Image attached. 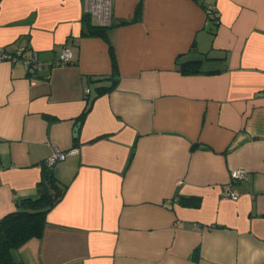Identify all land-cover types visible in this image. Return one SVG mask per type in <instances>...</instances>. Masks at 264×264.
<instances>
[{
  "label": "crops",
  "instance_id": "crops-1",
  "mask_svg": "<svg viewBox=\"0 0 264 264\" xmlns=\"http://www.w3.org/2000/svg\"><path fill=\"white\" fill-rule=\"evenodd\" d=\"M110 10L91 18L113 25L117 76L107 41L81 35L88 0H0V46L50 64L31 76L0 60V218L37 195L55 149L78 148L55 168L67 189L42 236L13 264H264V0ZM204 54V72L178 70ZM234 168L239 196L223 198Z\"/></svg>",
  "mask_w": 264,
  "mask_h": 264
},
{
  "label": "trees",
  "instance_id": "trees-1",
  "mask_svg": "<svg viewBox=\"0 0 264 264\" xmlns=\"http://www.w3.org/2000/svg\"><path fill=\"white\" fill-rule=\"evenodd\" d=\"M211 21L215 24L217 23L215 19H211ZM81 22V35L99 36L107 41L112 72L114 76H117L116 54L114 46L108 37V31L113 25L93 23L90 12H86L82 15ZM124 22L126 21L121 20L119 23ZM205 59H208V56L204 54L201 58L178 60V70L182 74L204 72L205 70L202 69V62ZM115 81L116 79L113 80L110 86H98L95 97L111 89ZM87 109L88 107H86L81 116H83ZM66 189L67 185L57 178L55 168L43 164L41 178L37 185V195L35 197H27L18 200L15 209L7 212L0 218V264H13V250L20 247L32 237L42 236L47 213L62 199ZM183 202L194 206L199 204L198 198L192 197H185Z\"/></svg>",
  "mask_w": 264,
  "mask_h": 264
},
{
  "label": "built area",
  "instance_id": "built-area-1",
  "mask_svg": "<svg viewBox=\"0 0 264 264\" xmlns=\"http://www.w3.org/2000/svg\"><path fill=\"white\" fill-rule=\"evenodd\" d=\"M88 10L97 22L105 24L110 20V0H88ZM206 14L209 20L215 19V8L210 6L206 9ZM72 55L66 48L62 49L59 54L58 64H66L70 62ZM0 60H8L14 63H21L29 75L34 76L40 70L48 68L50 64H47L40 60L36 51H29L28 48L23 45H17L14 50L8 51L0 46ZM85 92L88 93L89 89L86 88ZM78 152L77 147H73L67 150L55 149L44 161L49 167L56 168L57 164L66 159L68 155ZM246 175L244 168H234L230 171L229 180L225 188L221 192L223 198H238L239 194L233 189L234 183L242 180Z\"/></svg>",
  "mask_w": 264,
  "mask_h": 264
},
{
  "label": "water",
  "instance_id": "water-1",
  "mask_svg": "<svg viewBox=\"0 0 264 264\" xmlns=\"http://www.w3.org/2000/svg\"><path fill=\"white\" fill-rule=\"evenodd\" d=\"M78 124H79V122H78ZM74 129L76 130L77 128L75 127Z\"/></svg>",
  "mask_w": 264,
  "mask_h": 264
}]
</instances>
